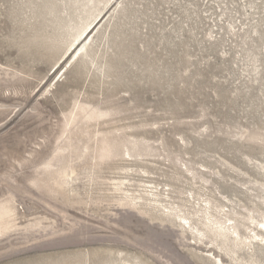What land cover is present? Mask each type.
I'll use <instances>...</instances> for the list:
<instances>
[{
    "label": "rangeland",
    "instance_id": "rangeland-1",
    "mask_svg": "<svg viewBox=\"0 0 264 264\" xmlns=\"http://www.w3.org/2000/svg\"><path fill=\"white\" fill-rule=\"evenodd\" d=\"M0 264H264V0H0Z\"/></svg>",
    "mask_w": 264,
    "mask_h": 264
}]
</instances>
